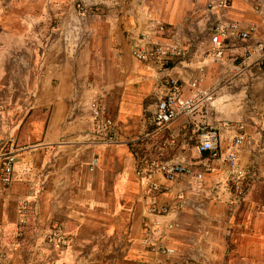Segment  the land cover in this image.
<instances>
[{"label": "crops", "instance_id": "obj_1", "mask_svg": "<svg viewBox=\"0 0 264 264\" xmlns=\"http://www.w3.org/2000/svg\"><path fill=\"white\" fill-rule=\"evenodd\" d=\"M139 1L0 0V164L9 137L17 148L12 183L0 191V251L9 253L0 264H264V60L248 55L264 25L215 61L211 22H258L248 0L224 15L200 0H144L167 25L163 39L185 50L169 74L189 81L203 65L202 84L215 90L207 112L157 128V68L130 49ZM92 101L113 121L110 143L93 134ZM202 126L217 132L223 154L239 135L251 142L237 147L243 196L227 163L198 150ZM144 155L202 174L152 175L163 187L156 202L169 209L162 216L149 213L148 180L137 173ZM23 202L24 237L13 246ZM153 219L173 255L145 246ZM53 224L67 237L59 253L43 241Z\"/></svg>", "mask_w": 264, "mask_h": 264}, {"label": "built area", "instance_id": "obj_2", "mask_svg": "<svg viewBox=\"0 0 264 264\" xmlns=\"http://www.w3.org/2000/svg\"><path fill=\"white\" fill-rule=\"evenodd\" d=\"M200 1L204 3L205 9L209 13L224 15L234 2L241 0ZM248 2L258 18V22L251 21L245 25H240L238 21H224L221 18H216L211 22L208 30L211 49L207 52V55L212 60L220 61L222 57H225V51L232 43L257 37L259 25H264V0H248ZM136 7L139 9L140 21L136 25L135 34L130 37L131 55L136 61L157 68L154 87L156 106L152 116L153 124L157 128H161L167 126L180 115H193L199 110L207 112L208 106L215 100V90L202 84L204 77L203 65L198 68V74L189 81L173 78L169 74V65L182 61L185 58V50L176 42L167 38L163 39V34L167 31V25L149 9L146 1H139L136 3ZM174 34L176 35L175 32ZM253 51H258L260 58L264 60V39H256L253 46L248 49V55ZM186 88L188 89L187 94H185ZM90 108L96 112L92 118L93 134L95 137L100 138V141L110 143L113 137L109 135V132L112 129L113 121L107 115L106 108L95 101L90 102ZM200 138L201 142L197 145L198 150L201 152L209 151L212 159H222L227 163L229 172L232 175L230 181L237 191V195L243 196L245 186H248V183L244 180L246 173L239 166L237 147L241 142L245 141L247 145H250L251 142L246 140L243 135H239L227 152L223 154L218 149L219 136L215 130L202 126L200 128ZM16 159L15 140L13 137H9L4 150L1 152L0 191L12 183ZM96 161L97 159H94L91 166L96 164ZM156 172L162 173L168 181H174L187 174H194L198 178L202 176L201 173L193 172L181 160L159 161L156 158L144 155L139 160L137 173L141 179L148 180L145 193L151 196L152 204L149 207V213L155 216H162L169 212L168 207L156 202L157 195L163 190V187L151 178ZM27 210L28 205L25 202L17 210L20 221L14 233L13 246H17L24 237L23 225ZM158 224L159 219H153L149 227H146L143 242L145 246L150 247L153 251L171 256L175 253V250L159 238L158 229H156ZM169 227L171 226L169 225ZM2 233L3 229L0 228V234ZM43 241L50 244L54 252L59 253L63 251V247L67 243V237L59 224H53ZM8 256L9 253H6V251H0V259L8 258Z\"/></svg>", "mask_w": 264, "mask_h": 264}, {"label": "rangeland", "instance_id": "obj_3", "mask_svg": "<svg viewBox=\"0 0 264 264\" xmlns=\"http://www.w3.org/2000/svg\"><path fill=\"white\" fill-rule=\"evenodd\" d=\"M46 1V0H45ZM46 12V11H45ZM141 155H143V153H141Z\"/></svg>", "mask_w": 264, "mask_h": 264}]
</instances>
